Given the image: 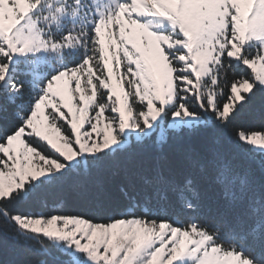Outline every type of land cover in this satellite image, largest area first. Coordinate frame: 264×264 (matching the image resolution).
Returning a JSON list of instances; mask_svg holds the SVG:
<instances>
[{
	"label": "snow or ice",
	"instance_id": "6c2138e0",
	"mask_svg": "<svg viewBox=\"0 0 264 264\" xmlns=\"http://www.w3.org/2000/svg\"><path fill=\"white\" fill-rule=\"evenodd\" d=\"M0 253L264 264V0H0Z\"/></svg>",
	"mask_w": 264,
	"mask_h": 264
},
{
	"label": "trees",
	"instance_id": "16d2710c",
	"mask_svg": "<svg viewBox=\"0 0 264 264\" xmlns=\"http://www.w3.org/2000/svg\"><path fill=\"white\" fill-rule=\"evenodd\" d=\"M20 210L29 212V211H38L39 209H37L34 205L31 204H22L20 206ZM3 258H4L3 253H0V260H2Z\"/></svg>",
	"mask_w": 264,
	"mask_h": 264
}]
</instances>
